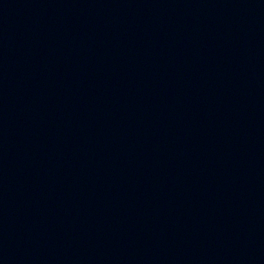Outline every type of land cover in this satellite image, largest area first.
<instances>
[{
  "label": "water",
  "instance_id": "1",
  "mask_svg": "<svg viewBox=\"0 0 264 264\" xmlns=\"http://www.w3.org/2000/svg\"><path fill=\"white\" fill-rule=\"evenodd\" d=\"M0 264H264V0H0Z\"/></svg>",
  "mask_w": 264,
  "mask_h": 264
}]
</instances>
